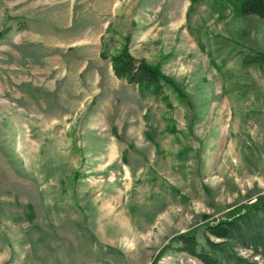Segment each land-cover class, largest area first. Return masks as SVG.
I'll use <instances>...</instances> for the list:
<instances>
[{
  "label": "rangeland",
  "instance_id": "obj_1",
  "mask_svg": "<svg viewBox=\"0 0 264 264\" xmlns=\"http://www.w3.org/2000/svg\"><path fill=\"white\" fill-rule=\"evenodd\" d=\"M190 1L0 0V264H205L164 245L264 196V18Z\"/></svg>",
  "mask_w": 264,
  "mask_h": 264
},
{
  "label": "trees",
  "instance_id": "obj_2",
  "mask_svg": "<svg viewBox=\"0 0 264 264\" xmlns=\"http://www.w3.org/2000/svg\"><path fill=\"white\" fill-rule=\"evenodd\" d=\"M235 1L240 13L264 18V0ZM110 62L116 76L142 85L156 96L166 100L165 87L171 85L179 98L184 97L183 92L174 87L171 77L143 59L136 60L125 48L111 54ZM201 236L202 240L194 228L178 232L164 249L184 251L205 264H259L238 249H251L252 253L264 256V196L258 194L256 200L241 202L227 210L224 216L206 219ZM155 262L156 259L151 264Z\"/></svg>",
  "mask_w": 264,
  "mask_h": 264
}]
</instances>
